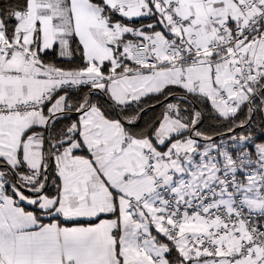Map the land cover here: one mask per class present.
<instances>
[{
    "label": "snow or ice",
    "instance_id": "obj_1",
    "mask_svg": "<svg viewBox=\"0 0 264 264\" xmlns=\"http://www.w3.org/2000/svg\"><path fill=\"white\" fill-rule=\"evenodd\" d=\"M0 167V264H264V0H5Z\"/></svg>",
    "mask_w": 264,
    "mask_h": 264
},
{
    "label": "crops",
    "instance_id": "obj_2",
    "mask_svg": "<svg viewBox=\"0 0 264 264\" xmlns=\"http://www.w3.org/2000/svg\"><path fill=\"white\" fill-rule=\"evenodd\" d=\"M54 176L58 179L55 173ZM11 182L16 183L17 181L13 179ZM21 191H23L25 195L28 196L32 195L26 189L21 188ZM8 192L10 195L12 194L10 187L8 188ZM15 204L17 206V211L19 216L23 218V224L15 226L13 229L15 235L19 237L34 236L37 233L44 232L49 227H53L57 230L60 238V245L55 249V253L57 255H61V254L66 255L70 248V246L66 245L63 240V232L65 229L72 230L74 228H87L91 226L85 220H81L80 218L66 217L63 214H55V213L47 214L45 212H42L41 217H43L46 220L41 221L37 217L35 212L32 209H30L31 207L35 206L34 204H31L23 200H18L15 202Z\"/></svg>",
    "mask_w": 264,
    "mask_h": 264
},
{
    "label": "trees",
    "instance_id": "obj_3",
    "mask_svg": "<svg viewBox=\"0 0 264 264\" xmlns=\"http://www.w3.org/2000/svg\"><path fill=\"white\" fill-rule=\"evenodd\" d=\"M4 2H5V0H0V4H2ZM143 22L144 23H148L149 21L145 19ZM144 99L146 101H148L149 104L153 105V107H149L145 113H141L142 119L137 121V123L140 124V125H144L145 121H148L153 126H158L159 122H160L159 117L162 116V104L161 103H157L155 101V99H150L148 97H145ZM172 100H173V98L169 97L168 100L167 101H163V103H169V102H172ZM117 118H119V117H117ZM52 167L53 166H51L50 169H49L50 172L52 171ZM0 169L2 170V167ZM52 179H56L57 184L59 183V180L54 176V173H52V175H50V177H49V183L46 185V187H48L49 190H54V189L51 188V184H50ZM30 209H32L35 212V214L37 215V217L41 221L42 220H46L43 217H41L42 211L39 210L36 206H33Z\"/></svg>",
    "mask_w": 264,
    "mask_h": 264
},
{
    "label": "water",
    "instance_id": "obj_4",
    "mask_svg": "<svg viewBox=\"0 0 264 264\" xmlns=\"http://www.w3.org/2000/svg\"><path fill=\"white\" fill-rule=\"evenodd\" d=\"M50 167H51V165H50ZM50 167H49V168H50Z\"/></svg>",
    "mask_w": 264,
    "mask_h": 264
}]
</instances>
